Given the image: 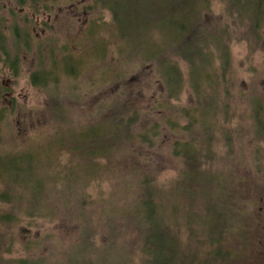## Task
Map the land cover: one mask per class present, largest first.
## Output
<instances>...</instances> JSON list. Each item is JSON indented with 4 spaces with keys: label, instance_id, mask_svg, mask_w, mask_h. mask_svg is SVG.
Returning <instances> with one entry per match:
<instances>
[{
    "label": "trees",
    "instance_id": "trees-1",
    "mask_svg": "<svg viewBox=\"0 0 264 264\" xmlns=\"http://www.w3.org/2000/svg\"><path fill=\"white\" fill-rule=\"evenodd\" d=\"M12 1L41 2L47 10L43 0ZM224 2L225 15L248 21L250 31L264 25V0ZM92 4L90 10L111 17L112 34L101 55L118 41L124 57L148 64L161 84L156 115L148 122L130 101L111 95L97 104L90 122L80 123L65 114L62 96L49 92V133L20 148L11 147L12 114L0 107V264H244L250 250L258 253L256 264H264V242L255 244L250 213L241 209L243 179L234 174L241 165L230 130L234 31L226 22L207 21L209 0ZM24 33L14 32L13 53L0 32V52L12 77L20 70L19 51L33 41ZM57 50H40L39 64L49 65L30 74L32 87L46 89L66 71L74 75L75 58L67 48ZM176 59L187 66L191 106L171 103L184 85ZM104 76L101 85L112 87L123 77L110 64ZM245 99L253 128L252 166L261 175L264 97L251 93ZM164 136L173 138L169 155L176 163L166 184L149 169L150 152ZM106 181L114 187L96 213L88 189ZM123 193L128 202L120 207ZM67 233L76 241H67ZM98 233L106 238L103 243L95 240Z\"/></svg>",
    "mask_w": 264,
    "mask_h": 264
},
{
    "label": "rangeland",
    "instance_id": "rangeland-1",
    "mask_svg": "<svg viewBox=\"0 0 264 264\" xmlns=\"http://www.w3.org/2000/svg\"><path fill=\"white\" fill-rule=\"evenodd\" d=\"M209 1L211 14L208 15L207 21L226 22L234 31L230 44L231 61L235 71V87L230 101L234 117L230 130L234 137L235 156L241 162L234 174L243 179L242 193L245 195L243 200L246 206L241 209L250 213L251 234L255 244L260 245L259 241L264 242V160L263 172L257 175L252 166L253 128L245 96L257 93L264 97V25L258 31L251 32L248 21H239L234 16L230 18L225 15L224 0ZM43 3L47 10L41 2L32 5L29 1L19 6L12 0L0 1V32L7 42L8 50L13 53L17 51H14L12 45L17 37L14 32L30 33L33 39L27 47L19 51L22 62L15 77H12L9 62L0 52V107L7 109L6 114H12L10 130L14 136L11 147L15 146L13 143L18 144L20 148L32 145L35 137L45 139L51 128L48 116L52 113L49 92L62 96L65 114H70L80 123L90 122L89 118L91 114H95L97 104L106 101L111 95L124 97L130 101L141 114H144V120L149 122L156 115L153 113V107L162 97L163 88L148 64L125 58L128 56L122 53L118 41L108 45L106 56L101 55L106 48L107 37L110 38L112 34L110 14L97 8L90 10L89 8L93 6L92 0H43ZM32 6H36V10ZM50 47L55 53H60L57 48H67L71 57L75 58L74 75L66 71L61 73L63 77L59 74L61 77L59 81L50 83L46 89L32 87L29 82L30 74L37 68L47 69L49 65L39 64V52ZM176 61L182 71L184 85L178 100L171 103L191 106L193 98L187 84V66L180 59ZM109 64L123 76L117 86L112 87L108 85L109 83L107 86L101 85L107 80L104 72ZM74 96H78L76 103H73ZM157 114L162 117V114ZM172 139L164 136L150 152L152 163L149 169L156 174L157 182L163 184L176 174V163L169 155ZM113 187L111 181H106L93 184L88 189L96 213L100 209L101 201L107 199ZM121 188L122 185H119L118 189ZM125 198L126 193H123L119 202L120 207L127 204L128 200ZM99 230L103 231L104 235L105 230ZM74 239L75 236L67 233V241H76ZM95 240L100 244L106 238L98 233ZM263 247L257 249L262 251ZM16 248L20 250L19 246ZM257 255L258 253L253 254V250L248 251V259L244 264H256Z\"/></svg>",
    "mask_w": 264,
    "mask_h": 264
}]
</instances>
